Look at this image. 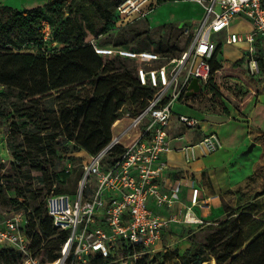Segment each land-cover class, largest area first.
Returning a JSON list of instances; mask_svg holds the SVG:
<instances>
[{
  "label": "built area",
  "instance_id": "obj_1",
  "mask_svg": "<svg viewBox=\"0 0 264 264\" xmlns=\"http://www.w3.org/2000/svg\"><path fill=\"white\" fill-rule=\"evenodd\" d=\"M195 1L202 4L204 16L195 24L191 21L189 26L182 27L189 43L178 56H163L149 49L101 47L91 42L96 53L119 55L135 62L136 83L151 93L141 106L120 109L109 141L81 163L73 194L56 193L55 184L46 194L44 213L51 220V226L66 231L67 237L60 246L59 256L43 264H76L94 255L114 257L119 250H130L132 253L128 254L135 257L133 264L137 255L155 250L171 224L204 223L194 216L190 207L168 214L155 211V208L172 209L178 200L179 186L163 190L160 185V177L167 167L165 157L172 150L168 128L173 106L175 102H185L193 78H197L200 86L194 95L220 89V70L212 73L210 63L218 44L243 46L249 70L258 72L259 62L264 61V0ZM150 2L121 0L116 10L126 19L139 20L152 10L148 8ZM136 13L140 16L135 17ZM236 19L249 22L250 29L231 30ZM41 26L43 38L49 40V23L42 20ZM223 31V42H216L215 34ZM177 121L187 128H197L201 123L187 114H178ZM220 146L217 133L211 132L198 143L181 149L189 160L195 158L194 147L207 155ZM73 168V163L68 161L64 171L68 173ZM198 193L193 187L191 205L199 203ZM32 221H35L34 210L26 206L0 215V248L8 246L19 252L21 258L17 264H38L29 234Z\"/></svg>",
  "mask_w": 264,
  "mask_h": 264
},
{
  "label": "trees",
  "instance_id": "obj_2",
  "mask_svg": "<svg viewBox=\"0 0 264 264\" xmlns=\"http://www.w3.org/2000/svg\"><path fill=\"white\" fill-rule=\"evenodd\" d=\"M121 0H50L42 7L16 10L0 4V87L1 95L12 98L13 118L11 127L19 131L26 128L25 133L36 142L38 156L28 150L13 151L15 159L22 164H31L35 171H42L44 180L50 184L47 193L55 184L56 193L73 194L79 177L81 163L66 173L64 168L53 176L47 174L45 165L54 166L53 158L60 156L57 152L58 137L64 136V141H72L78 148L93 154L100 150L110 139L112 125L119 117L124 106L139 107L151 90L140 87L135 80L136 65L128 67L121 61L119 55H109L104 60L103 54L96 53L91 42L85 41V36L96 34L97 21L103 22L101 33L109 30L114 19L123 24L138 19H126L121 16L116 7ZM170 0H151L149 9ZM66 3V15L56 29L47 19L45 10L61 8ZM46 20L51 28V38L45 40L42 34L41 21ZM182 29V28H181ZM15 34L17 36H15ZM58 42L63 46L59 50L48 51L50 43ZM187 38L186 44H188ZM97 44V43H96ZM101 47H122L132 49L127 45V38L120 35L115 45H99ZM33 47L35 52L27 51ZM221 45L218 44L210 60L211 71L219 70L215 61L219 56ZM149 49L168 56H178L182 49L177 46H158L149 42ZM264 66V61L259 62ZM91 86L90 94L83 95V89ZM212 85V84H211ZM215 94L218 89H211ZM199 96H187L185 102ZM56 102V116L47 112L45 101ZM51 126L58 132L51 131ZM71 161V160H69ZM72 162V161H71ZM65 167V166H64ZM70 178V183L67 179ZM15 193L22 195L21 190ZM46 193V194H47ZM32 197L36 198L35 193ZM14 205L27 206L26 198L19 202L17 198H7ZM34 219L30 223L29 234L32 235V245L39 246L42 240L49 237L45 243L47 260L53 261L59 256L61 244L67 237L66 231H58L51 226V220L44 213L43 204L32 205ZM251 211L237 209L229 211L225 219L218 222L217 230L222 236L206 247L191 244L177 257L181 264H202L209 260L205 253L212 256L216 264H231L239 256L234 253L249 241L245 250L257 242L260 236H255L261 229V224L251 216ZM36 230L34 231V229ZM248 228L249 234L244 235L243 229ZM34 242V243H33ZM217 244V246H215ZM126 253H132L125 250ZM0 258L5 264H17L21 258L19 252L12 247L0 248ZM110 257L91 256V264H117ZM133 264H163L142 254Z\"/></svg>",
  "mask_w": 264,
  "mask_h": 264
},
{
  "label": "rangeland",
  "instance_id": "obj_3",
  "mask_svg": "<svg viewBox=\"0 0 264 264\" xmlns=\"http://www.w3.org/2000/svg\"><path fill=\"white\" fill-rule=\"evenodd\" d=\"M19 10L24 9L21 8ZM45 11L47 19L53 24L54 29H56L59 22L66 15V3L61 8ZM182 15L183 17H188L187 19L195 24L204 16L203 6L195 0L166 1L157 5L154 9L148 11L146 16H141L139 20H135L134 22L123 24V22H119V19H114L113 26L104 33H101L103 22L97 21L98 32L94 35L88 33L85 36V41L105 46L115 45L117 38L120 35H124L127 38V45L132 50L149 48V42L153 41L156 42V47L175 45L178 50L182 49L183 51L188 44H186L187 37L183 35L181 27L178 26V23L183 20L180 19ZM134 16L139 17L140 13H136ZM234 29V26H232V30ZM15 36L17 35L15 34ZM224 37L223 31L215 34L214 40L216 42H223ZM222 45L219 50V56H217V61H215L220 70V89L215 94L213 92L199 94V96L188 100V105L186 103L175 102L173 106L172 125L179 132L181 130L183 135L189 129L184 130L183 127L179 126L176 121L178 114H195L201 117L218 112L235 113L241 107H246L250 102V96L254 95V81L256 79H261L260 81H262V78H264V66H261V63H259L258 72L252 73L249 70L248 60L245 54H242L243 51L241 53V49L238 48L241 45H226L224 42ZM62 46V44L55 42L50 43L46 49L48 51L59 50ZM27 51L35 52V49L28 47ZM160 54L168 56L163 52H160ZM106 58L107 56H104V60ZM120 59L128 67L136 65L131 60ZM2 90L3 88L0 87V215L4 216L10 214L16 208L22 207L19 204L14 205L7 201V198H17L19 202H23L26 198L27 206H42L50 184L44 180L42 171H35L32 169L31 164H22L20 160L14 158L13 151L17 150L20 152L22 149L28 150L32 155L38 156L40 154L38 150L39 145L36 142H32V137H26L30 136L28 133H25L26 128L16 131L11 127L13 99L2 96ZM82 92L83 95L90 94L91 86L88 85ZM45 106L51 117L56 116V102L49 99L45 101ZM260 127L264 129V124L260 125ZM49 129L54 132L59 131L54 126H51ZM194 132L191 129L185 140L188 141V137L194 134ZM58 141L57 152L59 153L58 156H60L59 159H52L51 162L54 166H44L48 170L47 174L49 173L53 176L56 172L62 170L69 160L76 167L82 159L85 160L88 156L87 152L78 148L72 141H64L63 135L58 137ZM237 165L236 176L241 177L242 175H246L245 182L243 186L234 190L231 197L227 199L222 198L224 211L221 215L215 219H210L211 224L202 228L197 227L192 229L178 224V226H182V230H177L176 234H185L190 245L193 244L197 247L210 246L224 234L217 230V223L225 219L229 211L235 212L237 209H246L251 211L252 218L261 224L260 231L255 235L260 237L247 250L245 248L249 244V241L240 250L236 251L234 256L237 254L239 258L232 261L231 264H264V141H261L257 146L255 145L246 157L244 156L243 159L238 161ZM67 183H70V178L67 179ZM9 186H13L16 190H21L22 195L16 197L17 194L14 189ZM33 192L36 198L32 197ZM243 233L244 235H248L249 229L244 228ZM170 235L164 236L157 244L155 251L150 253L149 256L159 263L181 264L177 256L186 250L188 246L187 242H185L184 238L182 240L172 239ZM50 238L53 237L42 240L39 246L32 245L33 255L36 257L38 264H43L47 261V253L44 246ZM205 256L209 260L204 261L202 264H216L212 256L207 253H205ZM139 257L137 255L136 258L138 259ZM109 259L111 262H117V264H132L135 257L126 253L125 250H119L115 253L114 257H110ZM5 263L0 258V264ZM76 264H91V256L80 259Z\"/></svg>",
  "mask_w": 264,
  "mask_h": 264
},
{
  "label": "crops",
  "instance_id": "obj_4",
  "mask_svg": "<svg viewBox=\"0 0 264 264\" xmlns=\"http://www.w3.org/2000/svg\"><path fill=\"white\" fill-rule=\"evenodd\" d=\"M49 1L0 0V4L19 10L21 8L42 7ZM187 18L182 15L180 19L186 20ZM232 26H234V30L246 31L250 29L249 22L244 19L233 21L231 30ZM238 48L241 49V53L243 51L242 54H245L246 57L244 47L238 46ZM260 80L256 79L254 81V95L250 96L248 105L241 107L235 113L218 112L201 117L195 114H187L200 120V126L197 128L184 127L176 119L179 126L183 127L184 130L189 129L190 131L192 129L195 131L194 134L188 137V141L185 140V137L187 138L189 131L184 132L183 135L181 130L179 132L174 128L171 118L168 133L172 150L165 157L167 167L160 177V185L163 190H167L172 186H179L178 200L174 203L172 209L164 207L157 210L155 208V211L168 214L170 211L190 207V211H192L194 216L202 219L204 223L198 226L195 224L173 223L169 229L164 231L161 239L170 234L172 239L182 240L184 238L188 245L186 248H188L190 244L185 234L179 235L178 233L176 234V231L182 230V226L194 229L211 224L210 219L219 217L224 211L222 198L231 197L234 190L244 185L246 175L236 176L237 163L244 157L240 159L235 157L250 142H254L257 146L261 141H264V129L260 127V125L264 124V78H262V81ZM211 132L217 133L221 146L207 155H203L199 148L194 147L195 158L187 160L186 152H182L181 147L194 145ZM189 153L190 150H187V154ZM193 187L199 190V203L196 205H191L190 202ZM152 207H155L153 203ZM178 224L182 226L180 227Z\"/></svg>",
  "mask_w": 264,
  "mask_h": 264
},
{
  "label": "water",
  "instance_id": "obj_5",
  "mask_svg": "<svg viewBox=\"0 0 264 264\" xmlns=\"http://www.w3.org/2000/svg\"><path fill=\"white\" fill-rule=\"evenodd\" d=\"M191 24V20L189 19H186V20H182L181 22L178 23V26L179 27H185V26H189ZM247 53V52H246ZM200 89V86H199V83H198V80L197 78H193L191 81H190V84L188 86V91L186 92V96H192L194 95L195 93H198ZM255 146V143L254 142H251L247 147L246 149L242 150L240 153H238V155L235 157L236 159H240L246 155H248L252 150H253V147Z\"/></svg>",
  "mask_w": 264,
  "mask_h": 264
}]
</instances>
